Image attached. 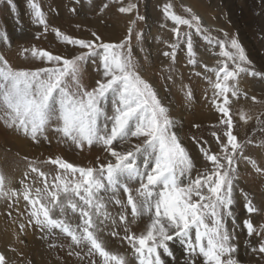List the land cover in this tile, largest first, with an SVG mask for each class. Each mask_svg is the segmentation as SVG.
I'll use <instances>...</instances> for the list:
<instances>
[{"label": "snow or ice", "instance_id": "1", "mask_svg": "<svg viewBox=\"0 0 264 264\" xmlns=\"http://www.w3.org/2000/svg\"><path fill=\"white\" fill-rule=\"evenodd\" d=\"M8 2L11 6L12 0ZM113 2L121 5L119 13H135L129 20L126 36L119 42H105L95 31L91 32L90 40L74 38L53 27L51 31L62 43L77 46L81 51L65 57L35 46L23 49L22 54L30 53L32 59L44 65L35 68H14L0 55V121L4 126L37 143L41 138L47 140V133L53 132L81 151L99 147L106 154L104 161L97 157L95 167L74 165L60 156L30 161L25 180L30 173L36 176L31 184L21 180L19 191L6 190L5 177L0 173V198H16L18 202L22 197L30 206L29 225L46 235H54L58 230L70 237L69 247L81 249L84 256L79 251H70L69 255L80 259L98 255L102 264H128L124 255L108 251L102 238L109 228L113 229L109 235L118 236L115 229L122 227L123 239L131 245L132 257L138 264H181L170 242L181 245L182 264H197L200 258L202 264H240L233 211L239 162L251 164L257 172L264 169L245 155V143L233 133L229 97L240 96L242 73L264 78V70L252 66L237 38L228 40L227 33L224 40L213 37L191 8L184 9L189 13L185 17L173 10L170 0L163 5L165 18L175 25L172 29L175 42L169 45L172 51L164 53L173 64L182 44L186 46L187 63L193 68L200 64L192 30L209 45L215 43L224 58L214 68L205 64L204 70L215 76L210 81L212 104L222 114L220 123L226 126L227 142L212 132L220 147L219 152L212 153L210 147L204 146L206 142L192 138L200 145L198 151L203 160L211 165L199 171L192 155L172 131L175 122L169 107L155 86L141 76L133 59V32L137 21L146 18L139 14L138 4L133 0L126 5L124 0ZM28 7L33 22L48 32L49 24L40 4L29 0ZM107 7L104 4L101 11ZM181 26L188 30L182 32ZM141 35L136 32V39ZM3 39L7 40L6 33ZM90 61L102 68V74L95 86L88 88L82 83V69ZM186 95L190 97L191 91ZM240 119L247 122L251 117L241 112ZM40 164L56 166L51 182L50 173L38 167ZM38 182L43 186H35ZM241 192L247 213L257 212L252 200ZM109 204L118 207L116 215L108 210ZM145 217V231L139 235L132 232L131 225ZM24 228L25 224H21V231ZM242 228L248 238H257L255 245H251L250 239L246 245L252 252L264 255V225L257 230L250 219H245ZM0 264H7L2 253ZM89 264L97 261L91 259Z\"/></svg>", "mask_w": 264, "mask_h": 264}, {"label": "rangeland", "instance_id": "2", "mask_svg": "<svg viewBox=\"0 0 264 264\" xmlns=\"http://www.w3.org/2000/svg\"><path fill=\"white\" fill-rule=\"evenodd\" d=\"M133 1L138 4L139 14L146 18L137 21L133 32L131 41L133 59L141 76L152 83L157 90L159 89V93L161 91L163 103L166 106L169 102L172 104L176 102V92L172 91L173 86L179 89V97L183 100L187 97L186 92L191 91L190 100L194 101V105L191 106L194 117L193 119L178 121V126L174 125L172 131L177 134L183 146L194 158L196 169L203 171L205 167H211V165L201 158L202 156L198 151L200 145L196 144L192 138L195 137L201 142H206L204 146L210 147L212 153L220 151L219 144L216 138L212 136V132H217L221 140L224 143L227 142V138L224 136L226 126L220 123L222 114L212 104L213 96L211 93L213 94V88L210 81H214L215 76L212 72L206 73L204 70L205 64L209 68H214L217 66L218 60L224 59L219 55L220 48L215 43L209 45L202 36L197 35L192 30L193 44L198 53L200 64L193 68L187 63L186 46L183 44L176 52V58L179 60H175L173 64L172 59L164 55L165 52L172 51L169 45L175 42V35L172 31L175 25L163 14V5L166 4L163 2L166 0ZM183 1H170L177 14L188 17L189 13L185 12L184 9L191 8L192 12L199 16L198 12L192 8V4L201 8L200 11L205 13L206 18L217 25L209 27L202 23L203 27L209 30L213 37L224 40L226 39L224 33H227L228 40L237 38L245 49L248 59L252 62V66L256 70H264V0H187L189 3ZM28 2L29 0H12L10 6L8 0H0V40L8 29L11 33L13 32L12 34L6 33V35H10L7 45L4 46L0 42V55H3L14 68L44 66L41 62L32 59L30 53L22 54L23 49H31L33 46L65 57H71L81 51L77 46L62 43L51 31L53 27L59 28L63 33L74 38L82 37V39L85 37L92 39L91 32L95 31L105 42L114 43L123 40L127 34L129 22L123 20V14L117 10L121 5L114 3L113 0H36L48 21V32H44L43 26L33 22ZM83 2L87 6L82 5ZM128 2L129 0H124L125 5ZM104 4H108V7L101 11ZM77 20L81 22L78 24L79 27L75 24ZM146 23L154 24L155 34H160L159 28L161 29L163 26L170 28L163 41L160 38L153 40L152 50L146 47L147 45L144 44L143 40ZM187 30L185 26H181L182 32ZM136 32L142 34L139 40L136 39ZM201 46L207 50L206 55L201 52ZM25 56L28 58L26 59ZM143 67L150 74H155L157 79H152L146 75ZM203 73H205V80L200 83L203 85V92L198 97L195 91L196 82L201 81L200 75ZM101 74L102 68L98 69L97 65L90 61L82 69V83L85 87H94L95 81L101 78ZM169 76L171 79L168 78ZM239 88L241 94L238 98L229 97L231 100L230 115L234 122L233 133L237 136L238 141L245 143V155L255 159L257 166L264 169V78L242 73L239 78ZM253 97L255 100L252 99ZM207 101L209 104L203 106ZM219 102L222 103V99ZM241 112L251 119H247V122L241 120ZM30 140L15 130L6 128L0 121V173L5 177L6 190L16 189L19 191L21 189L20 181L25 180L24 173L29 171L28 164L30 161H44L49 157L60 156L74 165L95 167L97 166V157H100L101 162H103L106 155L99 147H92L91 149L86 147L82 151L78 150L61 141L58 136H56L58 143H55L54 140L46 141L43 138H41L43 143L34 141L30 143ZM248 141L251 143H247ZM41 144L42 147H40ZM38 167L44 172L50 173L48 180L51 182L57 171L56 166L40 164ZM196 174V171L192 173L193 178ZM35 176L36 174L30 173L25 183L31 184ZM234 183L235 202L233 211L237 224L234 234L239 245L237 258L240 264H264V255L252 252L251 247L246 245V241L249 239L251 245H255L257 238L255 236L248 238L246 229L242 228V222L245 219H250L257 230L264 225V172H257L251 164L241 160L238 166L237 179ZM35 186L42 187L43 185L38 182ZM134 187H138V185ZM241 190L252 200L258 210L257 212L247 213ZM28 208L27 202L22 197L18 202L16 198H0V223H5V225L0 226V231L10 227L9 224L12 228L7 229L6 238L0 232V253L6 257L7 264H89L91 259L96 260L97 264H102L98 255L84 259L69 255L70 251H79L81 256H84V252L79 248H70L71 238L59 233L58 230L54 235H46L39 228L30 226L27 215ZM108 210L113 215L119 211L118 207L111 204L108 205ZM72 219L75 222V217ZM146 223V217L143 221L138 220L131 225L132 232L139 235L145 231ZM15 224L17 230H14ZM21 224H25L23 231L20 229ZM229 227L231 228V221H229ZM115 230L119 232V235L115 237L108 234V232L113 231L111 228L102 233L106 249L112 253L124 255L128 264H138V261L132 257L131 245L123 239L125 235L123 228L120 227ZM27 232L30 234L27 235ZM4 240L7 243L2 242ZM25 245L26 247H24ZM178 245L181 254L177 260L182 264V260H184L183 249L179 243ZM178 250L176 253H179ZM128 255L131 257L130 260ZM198 264H202V261L200 260Z\"/></svg>", "mask_w": 264, "mask_h": 264}, {"label": "bare ground", "instance_id": "3", "mask_svg": "<svg viewBox=\"0 0 264 264\" xmlns=\"http://www.w3.org/2000/svg\"><path fill=\"white\" fill-rule=\"evenodd\" d=\"M167 1H169V0H166L165 2H163V3H167ZM171 1V0H170ZM134 2V1H133ZM183 2H187V3H189V1H187V0H184ZM82 5H84V6H87L84 2L83 3H81ZM192 4V3H191ZM193 5V6H192ZM191 6H192V8L196 11V12H198V14H199V16L201 17V20H202V23H204L206 26H217L215 23H213V22H210L209 20H208V18H206V15H205V13L203 12V11H200L201 10V8H198L196 5H194V4H192ZM134 15H135V13H132V14H123V20H125L126 22H129V20H131V19H133V17H134ZM121 20V19H120ZM79 23H81V22H79L78 20H77V22H75V24H79ZM153 26H154V24L153 23H146V26H145V30H144V37H143V40H144V44H146L147 46V48L149 49V50H152L153 48H152V46L154 45V43H153V40L154 39H157V38H160L161 39V41H163L164 40V38L166 37V34H168L169 33V30H170V28L169 27H166V26H163L161 29L159 28V30H160V34H155L154 33V30H155V28L153 29ZM120 29V28H119ZM6 33H8V34H12L11 33V31L8 29L7 31H6ZM4 34H5V32H4ZM7 34V40H5V39H1L0 40V42H1V44H3L4 46L5 45H7L8 44V42H9V36L10 35H8ZM82 38V37H81ZM84 39H87L86 37L84 38ZM89 39V38H88ZM91 39V38H90ZM89 39V40H90ZM156 46H158V47H161L162 45H156ZM155 47V46H154ZM201 52L203 53V54H205L206 55V53H207V50L205 49V47H203V46H201ZM202 57H205V56H202ZM176 60H179V58H176ZM149 64V63H148ZM145 67V66H144ZM143 67V68H144ZM144 70V73L146 74V75H149L150 76V78H152V79H154V78H156L157 79V77H156V75L155 74H150L145 68L143 69ZM207 73V72H206ZM202 78H201V81L199 82V81H197L196 82V88H195V91H196V93H197V96L199 97V95L201 94V92H203L202 91V86L203 85H200V83L201 82H204V77H205V73H203L202 75H200ZM197 77V76H196ZM193 78V77H192ZM156 82V81H155ZM176 84V83H175ZM174 87V89L172 90L173 92H176V97H175V99H176V102H175V104H172L171 102H169V104H168V107H169V110H170V116L172 117V119L174 120V122H175V126H178V121H180V120H183V119H193V117H194V114L192 113V107L191 106H193L194 105V101L192 102L191 100H190V97H186V99L185 100H183L181 97H179L180 96V91H179V89L176 87V86H173ZM159 90V89H158ZM157 90V91H158ZM158 94L160 95V97H161V99H162V101H164V99H163V96H162V94H161V91H160V93H159V91H158ZM182 94V93H181ZM185 96V95H184ZM194 96V95H193ZM211 96H213V94L211 93ZM179 97V98H178ZM200 99V98H199ZM211 101V100H210ZM206 104H209V101H207L205 104H203V106H205ZM196 110V109H195ZM199 113H200V111H199ZM196 114V113H195ZM47 136H48V139L46 140V141H55V143H58V142H56V136H55V134L53 133V132H48V134H47ZM43 140H45V139H43ZM20 141H22V140H20ZM24 141H26L25 139H24ZM30 143H33V141H29ZM44 141H39V143H43ZM26 143V142H25ZM36 146V145H35ZM55 146V145H54ZM40 147H42V144L40 145ZM47 155V154H46ZM194 155V154H193ZM202 158V157H201ZM104 159H105V156H104ZM12 182V181H11ZM10 182V184L12 185V183ZM17 182V181H16ZM23 206V205H22ZM28 207H30V206H28ZM20 208V207H19ZM22 208V207H21ZM23 209V208H22ZM7 223V222H6ZM8 224H9V222H8ZM2 225H5V223L3 222V223H0V226H2ZM8 226V225H7ZM9 226L10 227H6V228H4L3 229V231H0L1 232V234H4V238H6V233H7V229L9 228V229H12L11 228V225L9 224ZM17 228V226H16V224H15V226H14V230H17L16 229ZM133 228V227H132ZM27 231V230H26ZM30 233H28L27 232V235H29ZM117 240V239H116ZM30 242H31V240H29ZM121 241V240H120ZM2 242H5V243H7V241L6 240H4V241H2ZM114 242V241H113ZM5 243H3V244H5ZM115 243H117V242H115ZM171 243V247H172V249H173V251H174V253H175V256H176V258L178 259L179 258V254H181L180 253V251H181V249L179 248V245H178V243L177 242H170ZM2 244V245H3ZM29 244V243H28ZM120 244V243H119ZM5 245H7V244H5ZM118 246V245H117ZM24 247H26V245L24 246ZM177 249H179L178 250V252L179 253H176V250ZM247 252V251H246ZM127 256V255H126ZM129 256V255H128ZM130 256H129V260H130ZM200 260L202 261V258H200ZM200 260H198V262H197V264L200 262ZM183 261V260H182Z\"/></svg>", "mask_w": 264, "mask_h": 264}]
</instances>
